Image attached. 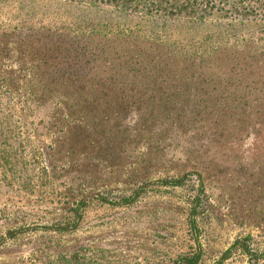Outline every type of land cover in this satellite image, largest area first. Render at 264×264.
Masks as SVG:
<instances>
[{
	"label": "rangeland",
	"instance_id": "374dc122",
	"mask_svg": "<svg viewBox=\"0 0 264 264\" xmlns=\"http://www.w3.org/2000/svg\"><path fill=\"white\" fill-rule=\"evenodd\" d=\"M189 20L168 22L65 0H0V264H64L70 257L89 264H171L179 254L196 248L187 226V209L197 193L191 185L160 188L128 208L102 205L87 196V206L79 208L81 218L75 230H43L64 217H73L74 202L85 193L117 199L126 194L125 185L133 176L134 182L143 176L133 173L135 167H126L132 163V155L114 150L118 146L115 139L113 148L103 152L106 162L98 165L95 135L77 126L65 137L64 132L50 131L54 122H38L37 81L19 78L50 69L54 49L81 42L78 33H87L88 28L124 33L132 40L158 34L192 47L204 39L221 41L217 37L222 41L264 39V32L253 23ZM45 33H49L46 39L56 38L54 46H49L53 50L43 46L40 55L38 35ZM46 52L47 59L43 58ZM45 59V64H38ZM10 81L21 91L30 86L36 93L23 105V112L32 113L23 123L17 118L21 106L5 92ZM50 109L54 108L43 106L39 115ZM250 121L262 120L255 116ZM222 126H226L224 135L220 130L200 137L192 133L193 141H188L190 134L186 142L168 141L160 154L168 160L170 176L188 162L201 160V264H264V258L255 262L239 252L221 261L234 240L245 235L251 236L253 249L264 252V125H251L240 135L233 132L235 126ZM183 150L193 152L189 155ZM160 175L144 178L157 180Z\"/></svg>",
	"mask_w": 264,
	"mask_h": 264
},
{
	"label": "trees",
	"instance_id": "16d2710c",
	"mask_svg": "<svg viewBox=\"0 0 264 264\" xmlns=\"http://www.w3.org/2000/svg\"><path fill=\"white\" fill-rule=\"evenodd\" d=\"M65 1L105 5L127 14L141 13L168 22L189 19L200 23L210 19L247 22L264 32V0ZM86 32L78 33L81 42L54 49L50 69L38 70V76L25 73L19 78L37 81L38 122H54L50 131L64 132L65 137L69 129L77 126L95 135L99 143L95 160L98 165L106 162L103 152L113 148L115 139L118 146L114 150L122 155L127 152L132 155L129 158L133 161L126 167L132 170L135 167L133 173L143 178L134 182L133 176L131 183L125 185L126 194L117 199L110 200L102 195L95 198L93 194L85 193L86 196L74 202L73 217H64L42 229L55 233L75 230L81 218L79 208L87 206V196L102 205L128 208L160 188L191 185L197 193L187 209V226L196 248L179 254L171 264H201L198 227V219L204 213L201 160L199 163L188 162L186 168L170 176V169L166 171L169 164L165 163L160 151L167 148L168 141L181 139L186 142L189 134L188 141H193L194 136L213 135L219 130L224 135L226 126H222L223 123L235 126L237 131L233 132L239 135L251 125H264V39L256 42L253 38L233 41L227 38L222 41L217 37L216 40L221 41L204 39L192 47L178 38L158 34L135 36L136 40H132L124 33L91 28ZM48 34L38 35L40 55L44 47L53 50L49 46H54L56 36L46 39ZM47 57L48 52L43 55V58ZM46 59L38 64H45ZM4 88L21 106L17 118L23 123V119L32 114L23 112V105L33 100L36 93L30 86H27L29 90L21 91L11 81ZM47 105L54 109L40 116L42 107ZM255 116L262 121H250ZM221 134L219 136H223ZM226 140L230 142L228 138ZM105 144H109V148L102 149ZM192 152L184 151L189 155ZM193 154L199 156L196 151ZM208 158L214 161V158ZM153 173L161 174L160 178H144ZM251 239L250 235L235 239L221 261L229 258L232 252L246 255L255 262L263 259L264 252L253 249ZM73 260L70 257L62 262L89 264Z\"/></svg>",
	"mask_w": 264,
	"mask_h": 264
}]
</instances>
